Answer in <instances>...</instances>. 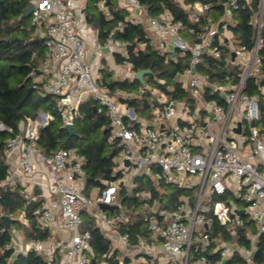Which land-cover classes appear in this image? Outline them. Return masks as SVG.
Listing matches in <instances>:
<instances>
[{
  "label": "built area",
  "instance_id": "1",
  "mask_svg": "<svg viewBox=\"0 0 264 264\" xmlns=\"http://www.w3.org/2000/svg\"><path fill=\"white\" fill-rule=\"evenodd\" d=\"M24 1L33 7L31 25L40 29L37 37L43 44L32 83L58 101L51 107L56 114L40 110L34 117L24 116L16 130L0 124V131L9 134L2 184L18 188L19 219L28 230L32 222L26 215L39 204L33 209L34 225L48 237L27 238L11 228L5 250L12 256L33 252L42 264H109L111 257L125 264L126 258H117L115 249L94 257L91 234L82 228L85 212L101 230L117 234L130 264H226L237 257L242 264H253L258 240L264 239V0H226L219 8L177 0L184 20L166 9L152 15L140 0H117L127 22L148 30L145 38L164 64L186 61L173 77L185 93L182 97L174 96V87L165 93L146 84L134 94L139 99L149 92L150 124L141 122L133 109L120 108L116 98L121 91L110 92L103 67L95 60L100 48L90 55L88 0ZM107 2L95 0L94 7L109 17ZM243 3L253 6L248 43L237 31ZM124 26L118 21L107 36L110 53L127 54L128 44L118 38ZM121 67L115 79L135 78L136 72ZM87 99H94L96 112L109 118L107 141L118 149L115 179L95 196L84 192L81 154L58 148L46 155L37 145L40 130L56 115L63 126H73ZM136 177L142 182H135ZM148 182L157 191L173 187L189 193L163 207L161 192L147 204L148 234L132 241L128 232L119 230L127 222L120 192L131 196ZM140 194L148 199L151 195ZM99 204L112 210L100 209ZM259 264H264V256Z\"/></svg>",
  "mask_w": 264,
  "mask_h": 264
},
{
  "label": "trees",
  "instance_id": "2",
  "mask_svg": "<svg viewBox=\"0 0 264 264\" xmlns=\"http://www.w3.org/2000/svg\"><path fill=\"white\" fill-rule=\"evenodd\" d=\"M141 3L149 10L152 15H157L163 10H169L174 14L176 19H185V14L180 10L177 0H140ZM186 4L193 3H211L219 8L226 0H182ZM26 8L24 0H5L0 4V123L5 127H11L16 130L18 123L24 116L34 117L36 114H25L22 108L31 100L32 93L24 99L25 92L28 88L33 87V91L39 89L34 87L31 80V75L35 71L41 59L40 54H34L33 48L40 42L37 36H15V32L21 31L19 24H22L25 17L23 12ZM107 8L109 17L98 11L94 7L95 12H87V21L97 29V36L100 42H105L107 36L115 27L118 21H122L125 26L118 33V38L126 42L132 49L127 48L125 56L119 53H114V59L118 64L128 66L131 71L138 72L141 70H150L151 73L144 75V84L150 88L159 89L167 93L168 87L175 88V97H182L185 93L173 82L175 73L181 71L186 66L185 58L178 61H169L168 64L163 63V56L154 48L151 41L145 38L146 31L141 25H134L125 20L126 13L118 7L114 1L108 0ZM252 8H248L244 3L241 6L237 17L240 19L239 28L244 42L248 43L252 34L250 25V17ZM25 32V30H23ZM20 35V33H19ZM14 38L24 40V44L20 45L13 42ZM140 48V45H143ZM19 78L15 85L11 84L13 76ZM163 81V83H160ZM108 88L111 93L114 91H122L129 94L136 91L140 85L135 78L132 80H108ZM32 91V92H33ZM49 97L48 95H45ZM151 99L149 92L143 97L137 98H122L117 101L126 103L127 106L135 109H147ZM55 113V112H53ZM56 114V113H55ZM78 122V128H73V134H69L64 128L62 121L56 115L55 119L39 132L37 145L42 153L49 155L58 148H73L84 157L83 170L85 176L89 179L86 183L88 186L105 188L108 183L115 179V164L114 156L117 152V147L107 141L109 118L102 112H93L90 99L83 101L78 110L74 124ZM73 124V127H74ZM5 130L0 131V264H7L12 258L11 264H42L41 258L29 252L27 254H16L12 256L11 250H5V246L11 239V228H5L4 222L1 219L2 215H8L14 218L18 215L21 207V196L18 188H7L2 182L5 178L6 164L4 160V141L8 137ZM85 140L83 145H77V140ZM142 188L133 190L131 196L124 197V191L121 190L120 199L126 210L127 222L120 225L121 232H128L132 241L146 236L147 220L146 208L140 210L141 205L150 204L152 200L159 199L155 191H151L150 198L140 196ZM140 192V193H139ZM5 205V207H3ZM39 204H34L27 213V218L32 222L31 228L25 231L27 238L45 239L47 238L46 231H40L35 228V214L33 209H37ZM82 228L87 229L91 234V249L95 258H102L104 255L111 252L110 242L100 232L98 226L89 218L87 213L82 214ZM16 222V221H14ZM13 222V223H14ZM241 243H247L240 238ZM115 255V254H114ZM264 256V239L259 238L257 243V251L253 257V264H259ZM243 260L240 257L233 261H228L226 264H242ZM109 264H117L111 257Z\"/></svg>",
  "mask_w": 264,
  "mask_h": 264
},
{
  "label": "rangeland",
  "instance_id": "3",
  "mask_svg": "<svg viewBox=\"0 0 264 264\" xmlns=\"http://www.w3.org/2000/svg\"><path fill=\"white\" fill-rule=\"evenodd\" d=\"M26 3V2H25ZM26 6H27V3H26ZM93 6H92V1L89 2V7H88V12H95L94 10H92ZM19 27L21 28V31L19 32H15L14 35L16 36H21V34L24 33V36L28 35V36H31L32 38L39 35V31L40 29L37 27H32L31 25V18L30 17H26L23 21L22 24H19ZM23 30H25V32H23ZM20 33V35H19ZM39 39V38H38ZM40 40V39H39ZM91 47L89 46V49ZM34 50V54H40L41 55V59H40V62L38 63L40 67L41 66V60H42V57H43V44H42V40H40L39 43L36 44V46L33 48ZM19 78L17 77V75L14 74L13 78L11 79V84L12 85H15L17 80ZM31 80H32V77H31ZM40 87V88H39ZM38 88L39 89H36L35 91L32 92V96H31V100L25 104L22 108V111L25 113V114H31V113H35L37 114L40 110H50L52 113V109L51 107L57 105V98L54 97V96H49V97H46L43 92L41 91V86H39ZM78 122H76L74 124V129L77 130V128L79 127L78 126ZM1 127V126H0ZM77 145H83L85 142V140H77ZM85 186L87 187V192H90L92 190L95 189V187L93 186H88L85 184ZM163 191L162 190H159V191H155V189H153L151 183H147L144 187H142V190L140 191L141 193H145V194H148L150 193L151 194V191H155V193H157V195H160L161 192H164L165 195H164V204H163V207H168V206H173L175 205L179 200L180 198L182 197V195H186L188 194L189 192L187 191H184V190H177L176 188H173V187H162ZM139 192V193H140ZM140 196L142 194H139ZM171 196L172 197V202L170 201V198L167 200L168 196ZM238 207L239 208H243V205L241 203H237ZM147 204L145 205H141L139 207L140 210H143V209H147ZM16 219V222L12 223V229L16 232H18L19 234H22L23 233V228L21 226V224L19 223L18 221V218L17 216L15 217ZM83 218V217H82ZM246 220H248L247 217H245Z\"/></svg>",
  "mask_w": 264,
  "mask_h": 264
},
{
  "label": "crops",
  "instance_id": "4",
  "mask_svg": "<svg viewBox=\"0 0 264 264\" xmlns=\"http://www.w3.org/2000/svg\"><path fill=\"white\" fill-rule=\"evenodd\" d=\"M92 1V6L94 7V1L95 0H88V2ZM110 1H114L115 3H117V0H110ZM88 7H89V4H88ZM95 8V7H94ZM96 9V8H95ZM87 12H88V8H87V11H86V15H87ZM86 29H87V33H88V36L87 38L89 39V46L91 47L90 49L88 48L89 50V53L90 55H94L95 51L97 52V48H100V52H97L96 54V57H95V60L97 63H99L102 67H103V71H104V75H105V78L106 80H115V74L117 73V71H121L123 72V69L121 66H123L122 64H118L115 59H114V53H110V51L105 47V42H100L98 40V36H97V29L92 26L91 23H89L87 21V25H86ZM143 29L146 31V29L143 27ZM148 32V30L146 31ZM111 33V32H110ZM154 40V39H153ZM106 41V40H105ZM140 48H142V46L140 45L139 46ZM92 56V57H93ZM144 77V76H143ZM116 79H119V80H122L121 78H116ZM138 90V89H137ZM137 90L134 91V92H131L129 94H126V93H123L121 91L120 93V96L119 97H122V98H125V97H129V98H135L134 97V94L137 93ZM117 97L116 100L119 98ZM91 100V99H90ZM91 102V101H90ZM117 103H119L120 105V108L121 109H126V108H130V109H133L138 117V119L141 121V122H147V123H151L150 122V118H149V115H148V112L145 110V109H141V108H138V109H135L134 107H131V106H127L126 103H123V102H119L117 101ZM96 108V107H95ZM31 117V116H30ZM1 124V123H0ZM37 179H39V176L37 177ZM88 178L86 177L85 179V184L89 181L87 180ZM100 188L99 187H95L94 190L90 191V192H87V187L84 185V192L85 194L89 195V196H95L98 192ZM109 211V210H108ZM17 218H18V221L19 223L21 224L22 228H23V235L25 236V231L28 230L24 225L23 223L20 221L19 219V213L17 215ZM89 218H91V220L94 221V224H96L95 220L89 216ZM16 219V218H15ZM14 218L13 220L16 221ZM97 225V224H96ZM99 228V226H98ZM100 232L102 233V235L107 238L110 242V246L112 249H115L114 250V254L117 258H122V256H124L126 259H125V264H130L129 262L131 260H129V257H128V254L127 252H123L119 246H118V242H117V234L114 232V233H108L104 230H101L99 228ZM29 231V230H28ZM47 237H48V233H47Z\"/></svg>",
  "mask_w": 264,
  "mask_h": 264
},
{
  "label": "water",
  "instance_id": "5",
  "mask_svg": "<svg viewBox=\"0 0 264 264\" xmlns=\"http://www.w3.org/2000/svg\"><path fill=\"white\" fill-rule=\"evenodd\" d=\"M4 2H5V0H0V4H2V3H4ZM32 10H33L32 5H27L26 8H25V10H24V12H23V17H25V18H26V17H29V15H30V13H31ZM111 37H112L113 39H115V38L117 37V31H114ZM12 41L15 42V43H18V44H20V45H23V44H24V40L19 39V38H14ZM133 46H134V45L129 46L128 48L132 49ZM150 73H151V71L148 70V69L138 71V72L135 73V79H136L137 81H139L140 84L143 85V84H144L143 76H144V75H147V74H150ZM33 89H34V88L31 87V88H28V89L26 90V92H25V96H24V99H26V98L32 93ZM90 101H91V105H92V110H93V112H95V111H96V108H95V100H94V99H91ZM63 128H64L69 134H73V126H72L71 124H65V125L63 126ZM87 180H89V179H87ZM134 181H135V182H136V181H138V182H142V178H141V177H136V178L134 179ZM0 202H1V200H0ZM3 207H5V205H3ZM99 208H100V209H103V210H109V211L112 210V208H111L110 206L105 205V204H99ZM239 213L242 214V211L239 212ZM1 219L3 220L4 225H5V228H7V229H9V228L11 227L12 223L14 222V220H13L12 218H10L8 215H2V216H1ZM222 264H225V262L223 261Z\"/></svg>",
  "mask_w": 264,
  "mask_h": 264
}]
</instances>
